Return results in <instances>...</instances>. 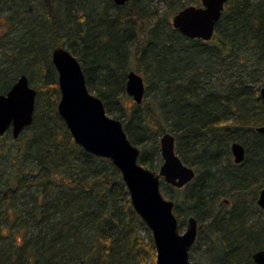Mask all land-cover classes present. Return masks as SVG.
Instances as JSON below:
<instances>
[{"label": "trees", "instance_id": "obj_1", "mask_svg": "<svg viewBox=\"0 0 264 264\" xmlns=\"http://www.w3.org/2000/svg\"><path fill=\"white\" fill-rule=\"evenodd\" d=\"M166 1L172 16L198 2ZM140 2L0 0L9 31L0 37V93L20 74L36 89L31 125L16 139L0 141V264L154 259L151 233L134 212L118 169L77 145L57 113L50 51L58 45L78 59L89 91L108 115L125 117L140 164L153 170L158 137L167 131L175 136L176 152L196 176L181 188L168 186L182 191L186 213L209 219L207 236L227 250V264H255L252 253L264 249V221L245 228L241 203L249 187L257 193L264 186V134L255 130L264 124L258 93L264 85V0H228L208 41L183 36L169 18L145 13ZM130 62L143 74V97L149 98L128 109L121 97ZM233 141L245 148L239 164L231 160ZM222 192L235 198L225 213L212 206ZM227 219L230 236L221 227ZM136 228L146 232V242Z\"/></svg>", "mask_w": 264, "mask_h": 264}, {"label": "water", "instance_id": "obj_2", "mask_svg": "<svg viewBox=\"0 0 264 264\" xmlns=\"http://www.w3.org/2000/svg\"><path fill=\"white\" fill-rule=\"evenodd\" d=\"M118 6L129 0H112ZM228 0H200L178 10L171 25L189 39L211 40L217 22ZM51 63L57 73L59 100L58 115L66 125L73 141L86 152L111 161L121 175L134 212L151 233L155 248V264H192L190 250L197 238L198 221L190 215L186 228L180 232L173 212L174 201L163 196L160 185L164 182L181 188L196 176L194 168L187 165L176 152L175 136L164 132L158 139L162 159L158 171L138 162L140 149L124 131L122 122L105 110L102 100L90 92L78 59L64 46H54L50 51ZM125 91L135 103L143 100L145 83L134 70L126 73ZM264 100V85L258 90ZM36 89L25 74H20L5 93H0V136L8 130L13 139L33 121ZM264 134V124L256 127ZM235 164L245 158V148L238 142L230 144ZM257 205L264 209V186L259 190ZM251 259L264 264V249L255 250Z\"/></svg>", "mask_w": 264, "mask_h": 264}, {"label": "rangeland", "instance_id": "obj_3", "mask_svg": "<svg viewBox=\"0 0 264 264\" xmlns=\"http://www.w3.org/2000/svg\"><path fill=\"white\" fill-rule=\"evenodd\" d=\"M142 2H140V4H142V8L144 9L145 13H156L158 16H164L169 18V21L171 22V18H172V14L170 15L169 12V6H168V2L166 0H141ZM199 1L194 3L192 2V4L194 5H198ZM8 33V29H7V25L4 23L3 17L0 16V37L2 35H4L5 33ZM1 50V49H0ZM2 55L0 54V60H1ZM135 65L133 63L130 62V64H128L129 69L128 70H134L136 72H138L142 77L143 74L140 71H137L134 67ZM132 67V68H131ZM38 77H36V82L35 84H39L37 82ZM98 82V81H97ZM33 86L35 87V85L33 84ZM149 98V96L147 97H143V100H147ZM121 102L122 104L127 107L128 109L131 108L135 102L132 99L131 96H129L126 91L124 90V95L121 97ZM110 116H114L116 117V113L115 112H111L109 114ZM117 119H119L121 122H123L125 120L124 116H120ZM3 139H5L6 141H12V135H11V131L8 130V132L2 137L0 138V141H2ZM159 139V137H158ZM12 143V147L14 150V148L16 147V143L11 142ZM158 145V143H157ZM159 151V149H158ZM159 153V152H158ZM231 156V155H230ZM159 161L155 162V164H157V166L153 169L155 171H158L159 169V165L162 162L160 153H159ZM231 160H232V156H231ZM193 167V166H192ZM255 184H258L255 182ZM163 185V191L162 194L164 197H166L167 199H171L173 201H175L176 199H178V201L181 199V195H182V191H178V190H174L171 187H169L168 185H166L164 182L162 183ZM257 187L256 186H252L249 187L248 190H245V195L242 197L241 199V203L245 208V216H244V227L247 228L249 226H251L252 224H256L258 222L262 223V221H264V209L260 208L257 203L256 200L255 202L252 200L254 194L256 193L257 190H255ZM261 189V188H260ZM259 189V190H260ZM258 192L256 193L255 197L257 199L258 197ZM234 195H231L228 192H222L220 194H217L213 197V208H219L221 213H225V211L227 209H229L233 204H234ZM180 202V201H179ZM175 216L177 217V221H178V228L180 230V232H183L186 228V220L187 217L190 215H194V214H189L186 213V209L183 207V203H179V208H178V212H174ZM195 216V215H194ZM198 221V230H199V234L197 237V241L196 244L194 245L195 251H192L193 249L190 250V261L192 264H227L225 262V259L227 257V250L223 247H221V245L219 244L217 245L216 240L213 238L215 237L213 234V237L207 236L208 233V229L206 227L209 219L208 218H202V219H197ZM229 221L230 219L226 220L225 222H221L222 224V228L224 230L227 231L228 236L231 235V230L229 229ZM138 230V233H140L143 236V240L144 242L147 241V234L146 232H144V230H141L139 228H136ZM20 234L16 235L17 240H20ZM216 238V237H215ZM212 239V240H211ZM213 242V243H212ZM209 247V251H211V249L213 250V252L210 253V258L212 257L213 259L211 260L209 257L205 256L204 251L206 248ZM155 252H154V259H152L149 255L146 256V260L142 263V264H155Z\"/></svg>", "mask_w": 264, "mask_h": 264}]
</instances>
